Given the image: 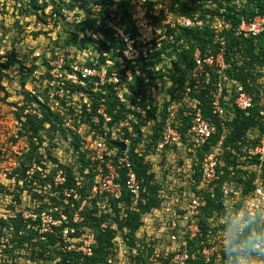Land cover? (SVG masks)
Instances as JSON below:
<instances>
[{"label": "trees", "instance_id": "16d2710c", "mask_svg": "<svg viewBox=\"0 0 264 264\" xmlns=\"http://www.w3.org/2000/svg\"><path fill=\"white\" fill-rule=\"evenodd\" d=\"M136 1L28 0L32 6L31 12L37 17V23L51 22L53 24L54 31H44L42 28L36 29L37 32L34 34L38 37L43 33L57 32L56 37L64 38V43L55 41L63 50L52 48L50 52L42 53L41 59L36 57L31 59L30 68L26 67V62L20 60L13 49L9 50V60L0 64V103H8L12 96L6 87L7 83H5L6 86L4 85V80L8 77L5 71H11L16 64L18 67L15 66L14 69L19 72V75L21 74L17 94L21 95L28 104L39 103L44 112L41 120L32 116L22 117L16 112L21 123L20 134H28L30 138V150L17 171L20 173V178H25V172L33 161L40 162L47 159L58 164L59 160L55 152L63 149L67 156V164H60L67 174V183L63 188L75 187L83 196L89 195L94 183V175L90 171L89 159L82 151L80 137L73 135L68 147L65 144L68 133L62 126V118L52 113L48 105L41 103L38 96H44L47 102L50 100L45 82L50 78L49 62L56 52L74 53L78 58L84 55L81 53L88 55L96 53L94 58L86 60V64L91 67H106L109 76L113 69H117L121 83L125 84L127 90L125 92L127 100L123 102L118 99L116 87L112 83L105 84L97 92L90 90L92 84H89L87 88L79 86L77 91L81 98H88L91 102L90 110L86 106L81 108L83 117L81 123L86 124L90 130L111 143L114 140V128L124 122L129 113L134 115L131 126L124 128L122 136L124 139L131 140L128 155L142 188L138 196H133L124 188L122 197L118 200L109 198L105 203V209L97 205V198L90 205L85 206L83 212L85 224L93 231L95 239L92 257L82 258L80 255L65 252L62 250L61 239L56 235H50L46 240L38 235L35 237V231L32 229L34 222L29 221L25 224L19 217L12 222L11 233L15 245L10 250H6L13 259L22 257L20 251L24 249L28 254L26 258L35 264H51L52 262L56 264H122L118 263L120 248L116 243L117 231H119L122 235L121 240L129 250L128 264H153V259L162 255L164 250L172 245L169 238L171 233L179 234L176 230H171L169 224L172 218L178 219L184 213L191 193H196L207 202L198 216L201 233L196 240L187 243L190 253L196 255V259L192 261L193 264H236L235 257L227 255L228 227L233 221H239L238 243L234 247L239 249L241 260L245 259L247 253L245 241L256 231L264 230V220L260 216L253 220L254 223L251 226L248 224V216L240 217L244 199L254 190L253 182L257 175V168L260 166L258 159L251 157L249 151L264 136V81L261 72L264 67V31L251 38H244L237 32L243 19L249 20L258 15H264V0H171L170 10L175 16L184 15L193 20L202 21V26L169 30L168 34L173 37L172 41H164L162 47L154 54L140 58L136 65L127 64L125 69H121L122 60L115 50L122 47V43L114 36V32L104 28L105 20H117L118 25L132 36L138 34L134 19L137 14L150 19L152 24L160 23L151 14L155 1L148 0L147 5L143 6ZM13 2L15 1L2 0L0 6L6 8L11 5L13 10H16L18 4ZM95 4L102 6V11L97 15L91 13V8ZM49 7H51L50 13H48ZM63 10L69 13L76 12L75 18L69 20ZM216 21L221 23V28H215ZM227 24L230 25L229 29L225 28ZM68 25H72L74 30L67 29ZM96 30L105 33V41L96 42L88 34ZM222 41L225 42L227 65L224 71L225 87L222 106L225 109V115L223 118L214 114L212 108V92L216 89L218 77L214 72L209 71L208 80L204 81L198 89L188 84L195 67L196 49L201 50L203 57L209 51L216 54ZM127 70H131V79L126 76ZM35 72L38 74L35 75ZM31 82L35 86L41 85L39 92L33 94L27 90L26 86ZM238 85H242L253 97L254 105L247 111L239 110L234 104ZM161 91L164 93V99L159 105L155 97L156 93ZM192 101L197 102L204 117L217 127L216 133L209 142L201 147L195 146L187 135L191 117L185 112L190 109ZM100 104H105L107 113L112 118L108 125L101 120L97 122ZM11 105L18 107L17 102ZM131 106L136 108L135 111L131 110ZM75 108L76 106L72 107L71 112ZM169 123L181 132L182 139L178 143L168 145L161 153L162 166L168 162L170 154L180 153L181 150L186 153V158L179 159L180 171L176 170L175 176L174 174L169 176L175 177L173 180L175 186L179 184L176 189L168 187L165 183V178L173 172L165 169V178L158 179L155 162L149 160L150 157L159 156L156 148L162 139L164 128ZM216 148H219V159L223 163L218 167L219 180L200 190L198 186L203 179V163L207 155ZM260 170L264 177V162ZM125 175L126 171L121 169L119 181L122 184ZM4 188L0 184V195L3 197H5ZM18 188L20 192L13 196L16 204L8 206L13 210L17 206H22L23 192L28 187L24 183L18 185ZM28 190L33 200L44 202L49 196L39 195L33 191V188ZM169 196H179L181 200L175 207L173 217L162 225L161 231L165 233L164 238L148 235L142 239L139 232L145 227V217L155 211H161ZM49 199L54 204H62L55 197L49 196ZM80 204L77 203V207ZM110 216L117 229H101L102 223ZM57 244L61 245V249L58 250ZM205 246L217 247L223 255L222 260L217 261L216 257H213L210 263H206L202 255ZM145 252L150 254L149 257L146 256L147 261L143 260ZM171 257L170 253L165 264H170ZM245 264H264V256L254 258L252 255L250 260H245Z\"/></svg>", "mask_w": 264, "mask_h": 264}, {"label": "built area", "instance_id": "2783aa9c", "mask_svg": "<svg viewBox=\"0 0 264 264\" xmlns=\"http://www.w3.org/2000/svg\"><path fill=\"white\" fill-rule=\"evenodd\" d=\"M147 1L137 0L138 4L142 6L147 5ZM153 1L155 2L151 14L160 23L155 25L152 24L150 19L144 18L143 15H135V26L138 31L136 36L126 33L118 25L117 20H105L104 28L114 32V36L120 39L122 43V47L115 50L122 60L121 69H125L127 64L136 65L140 58H146L154 54L162 47L164 41H172L173 37L169 36V30L194 28L203 24L202 21H196L184 15L175 16L170 10L171 0ZM101 11L102 6L100 4H95L91 8L93 15H97ZM50 12L51 7L48 9V13ZM63 13L69 20H73L76 12L69 13L63 10ZM215 28L219 27L216 25ZM225 28L229 29L230 25H225ZM263 31L264 15H258L249 20L243 19L237 29L238 34L244 38L257 36ZM88 34L96 42L106 40L105 33L100 30L89 32ZM8 53V50L0 49V64H4L9 60ZM41 54L39 51L35 52V56L38 59H41ZM194 62L195 67L188 84L192 85L194 89H198L204 81L208 80L210 72H214L218 77L216 89L212 92V108L214 114L223 118L225 115V109L222 106L225 87L224 71L227 67L225 62V42H221L216 54L209 51L205 57L202 56L199 48L196 49ZM49 63L51 67L49 71L50 78L46 80L45 87L50 95V100L47 102L44 96H38L39 100L41 103L48 105L52 113L58 114L62 118V126L68 133V140H65V144L68 147H70L73 135L80 137V145L82 151L86 153L87 159H89L90 171L94 175V183L87 196H83L75 187L63 188L67 183V174L60 164L66 165L67 163L62 159L59 160L58 164L47 159H43L40 162L33 161L25 172V178L21 179L20 173L17 171H19L26 153L30 150V138L28 134H20L22 130L21 123L17 118L16 112L22 117L32 116L39 120L43 119L44 112L39 103L28 104L23 97L16 101L18 107L8 106V109H5L7 107L6 104L0 103V184L5 187L4 193L5 199L8 200L7 206L16 204L15 201H12V196L19 189L18 185L26 183L28 187L23 192L24 199L27 197L28 202H25L22 206H17L15 210L0 208V264H35L26 258L28 254L24 249L20 251L22 257L15 259L11 258V254L6 252V250H10L15 245L11 233L12 222L19 217L25 224H28L29 221L34 222L32 229L35 231V237L38 235L41 239L46 240L48 236L56 235L61 239L62 250L65 252L80 255L82 258L92 257L95 239L93 231L85 224V216L83 214L85 206L87 204L90 205L97 198V205L105 209L107 200L109 198L120 199L124 188L133 196H138L142 188L128 155L131 140L124 139L122 136L124 128L131 126L134 115L129 113L127 119L114 128L113 142L125 143L127 145L126 151L113 146V142L108 143L105 138L90 130V127L86 124L81 123L83 120L81 108L86 106L90 110L91 102L88 98H81L77 91L79 86L87 88L89 84H92L90 90L97 92L105 84L112 83L116 87L118 99L126 102L125 92L127 90L125 84L121 83L117 69H113L109 76L106 67L88 66L86 60L83 61L74 53L67 54L61 51L56 52ZM26 67L30 68L31 65H26ZM5 72L8 73L9 71ZM261 72L264 81V67ZM125 73L128 78H132L131 70H127ZM36 74L38 72H35ZM4 85L6 86L5 83ZM32 86L33 89L30 92L33 94L40 91V84L35 86L32 83ZM236 92L234 104L239 110L247 111L253 107V97L242 85L237 86ZM75 106V110L71 112L72 107ZM135 109L134 106H131L132 111H135ZM185 114L191 117V124L187 130V135L190 137L191 142L197 147L207 144L216 133L217 127L204 117L196 101L191 102L190 109ZM100 120L105 125H108L112 120L107 113L105 104H100L98 109L97 122ZM181 139V132L172 124H167L162 133V139L156 148V153H162L168 145L178 143ZM249 155L257 158L260 166L257 168V175L253 182L254 190L244 199L240 217L248 216L254 220L260 216L264 220V177L260 170L264 162V136L249 151ZM221 164L223 165L219 159V148H216L207 155L203 163V179L198 189L201 190L219 180L218 167ZM121 169L126 171L123 184L119 181ZM42 184L44 185L42 186ZM31 188L39 195L45 194L57 198L62 204H54L49 199V196L44 202L33 200L32 194L28 190ZM52 189H55L54 192H52ZM77 203H81L79 207H77ZM206 204L207 202L204 198L197 196L196 193L190 194L184 213L178 219L172 218L169 224V228L176 230L179 234L171 233L169 238L172 245L168 246L162 255L154 258L153 264H165L170 253L172 254L170 264H193L192 261L196 259V255L190 253L187 243L196 240L201 233L198 216L200 210ZM101 229H117L111 216L102 223ZM122 245L123 240L120 239L119 247ZM56 247L58 250L61 249L60 244H57ZM123 252L121 248L120 253ZM202 255L206 263H210L213 257H216L217 261L223 258L217 247L205 246L202 250ZM253 256L254 258H261L264 255L253 254ZM51 264L56 263L52 262Z\"/></svg>", "mask_w": 264, "mask_h": 264}, {"label": "rangeland", "instance_id": "374dc122", "mask_svg": "<svg viewBox=\"0 0 264 264\" xmlns=\"http://www.w3.org/2000/svg\"><path fill=\"white\" fill-rule=\"evenodd\" d=\"M14 1L15 2H13V4L15 3L16 5L18 4L17 5L18 8L16 10H13V6L11 5L7 6L6 8L0 6V49H5L8 51L13 49L16 55H18V57L20 58V60L22 59L23 62L24 61L26 62L27 66L32 65L31 59L36 57L35 52L37 51L41 53H48L52 50V48L63 50L62 48H60L61 46H59L58 43L63 44L64 38H61V36L56 37L57 32L56 33L50 32L48 34L43 33V34H40L38 37L37 35L34 34L35 32H37L36 29L39 30V29L44 28V31L53 30V24L51 22L47 24H44L43 22L37 23V17L34 16V13L31 12L32 6L28 3V0H14ZM64 1L68 2L69 0H64ZM136 3L138 4L137 1ZM3 9H5L4 13H3ZM215 25L221 28L220 26L221 23L219 21H216ZM66 27L67 29L74 30V27L72 25H68ZM55 41L56 42L58 41V43H56ZM81 54H84V55H80V58L83 59V61L88 60L90 58L92 59L96 56V53H93L92 55H88L87 53H81ZM15 66L18 67V65L16 64L14 65V67ZM14 67L13 69L11 68L12 70L7 73L8 77L4 80V83H7V88H9V86L16 87L17 85H19L18 83H19L21 74L19 75V72H17L14 69ZM9 78L11 79L10 81L8 80ZM11 89L14 93L15 99L19 100L22 98V96L16 95V92L13 90L14 88H11ZM31 89H33L32 82L27 84V90L30 91ZM156 95H157L155 97L156 103L160 105L162 100L164 99L163 98L164 93L161 91L160 93H156ZM2 96L4 97V94H2ZM10 99H12V97L9 98L8 103L2 102V104H6L7 106L5 109H8V106H12L11 104L13 103L12 101L14 100H10ZM65 154L66 153L64 152L63 149L57 150L55 152L56 158H58V160L62 159L64 162L66 161V157H67ZM161 155L162 154H159L158 157L153 156L155 159L151 157V159L155 161L156 173H157L158 179L165 178L164 177L165 169H167L168 171H172L173 173L169 174L168 178L167 177L165 178L166 180L165 183L167 184L168 187L176 189V187H178L179 184L175 186L174 185L175 183L173 182L175 177L171 178L169 176H173V174L175 176L176 170L178 172L180 171L179 170L180 167L178 166L179 159L186 158V153H184L183 150H181L180 153L170 154L168 156V162L164 166H162L161 159L163 157ZM54 190L55 189H52V192H54ZM19 191L20 190L17 189L15 193H18ZM172 191L174 190L172 189ZM2 197L3 196L0 195V208H8L7 206L8 200L4 199L5 197L3 198ZM22 199H23V204L25 202H28L27 197H25L24 199V196H23ZM179 200H181L179 196L177 197L169 196L166 203H164L163 209L161 211H155L151 215L146 216L145 217V221H146L145 227L143 228L141 232H139L140 237H142V239H145V236L147 237L149 235V237L155 236L157 238H164L165 233L161 231L162 225L166 223V220H169L173 217V215L175 214V207H177ZM120 239H122V235L119 231H117V239H116L117 246L120 249L122 248V251H124L123 253L119 252L118 263L128 264L130 260L129 250H127L128 247L124 243L121 247H119ZM147 255L149 257L150 254L147 252L143 253L144 261L145 259L147 261V258H146Z\"/></svg>", "mask_w": 264, "mask_h": 264}, {"label": "clouds", "instance_id": "9594fccd", "mask_svg": "<svg viewBox=\"0 0 264 264\" xmlns=\"http://www.w3.org/2000/svg\"><path fill=\"white\" fill-rule=\"evenodd\" d=\"M254 223L251 217L248 219V224L251 226ZM229 232V247L227 255L235 257L236 264H245V260H250L253 254L264 255V230L256 231L248 238L246 243L247 253L244 260L240 259L239 249L234 246L238 243L239 221H233L228 227Z\"/></svg>", "mask_w": 264, "mask_h": 264}, {"label": "crops", "instance_id": "0c3cea01", "mask_svg": "<svg viewBox=\"0 0 264 264\" xmlns=\"http://www.w3.org/2000/svg\"><path fill=\"white\" fill-rule=\"evenodd\" d=\"M18 84H19V83H18ZM11 88H14L13 90L16 92V95H17V96H21V95H18V94H17V91H18V89H19V85H17L16 87H12V86L10 87V86H9V88H7V89L9 90V92L12 94V96H11L12 99H10V100H14V101H12V102H16V101H18V99H15V98H14V93H13V91H12ZM160 154H161V153H160ZM156 156H158V155H156ZM156 156H155V157H156ZM152 158H154V157H152ZM154 159H155V158H154ZM149 160L153 161V159H151V157L149 158ZM154 162H155V161H154Z\"/></svg>", "mask_w": 264, "mask_h": 264}, {"label": "water", "instance_id": "95a60500", "mask_svg": "<svg viewBox=\"0 0 264 264\" xmlns=\"http://www.w3.org/2000/svg\"><path fill=\"white\" fill-rule=\"evenodd\" d=\"M113 146L121 149L122 151H126L127 150V145L125 143L122 142H113L112 143Z\"/></svg>", "mask_w": 264, "mask_h": 264}]
</instances>
